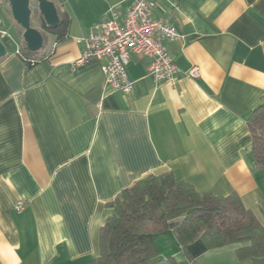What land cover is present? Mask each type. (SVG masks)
<instances>
[{
  "label": "crops",
  "instance_id": "1",
  "mask_svg": "<svg viewBox=\"0 0 264 264\" xmlns=\"http://www.w3.org/2000/svg\"><path fill=\"white\" fill-rule=\"evenodd\" d=\"M51 1L70 21L67 40L30 69L21 44L0 59V264H89L111 204L167 172L199 193L239 196L264 224L248 125L264 106V0H158L152 18L182 36L166 43L182 74L159 82L149 59L131 55L127 95L100 63L73 64L111 11L123 23L134 0ZM194 66L199 79L186 75ZM156 243L147 264H252L238 245L197 241L185 255L173 231Z\"/></svg>",
  "mask_w": 264,
  "mask_h": 264
},
{
  "label": "trees",
  "instance_id": "2",
  "mask_svg": "<svg viewBox=\"0 0 264 264\" xmlns=\"http://www.w3.org/2000/svg\"><path fill=\"white\" fill-rule=\"evenodd\" d=\"M34 10L41 27L53 36L55 44L67 40L70 21L60 8L61 23L54 30L47 27L38 7ZM53 46L45 39L41 51L31 52L21 42L19 55L30 69L47 59L53 53ZM248 125L255 164L264 168V106L253 110ZM111 206L114 214L101 229L100 253L89 264H147L159 256L157 238L170 231L185 255L197 241L208 250L238 245L239 260L264 264V224L244 207L237 195L216 197L199 193L174 172H167L150 175L125 189ZM187 258L191 260L190 255Z\"/></svg>",
  "mask_w": 264,
  "mask_h": 264
},
{
  "label": "built area",
  "instance_id": "3",
  "mask_svg": "<svg viewBox=\"0 0 264 264\" xmlns=\"http://www.w3.org/2000/svg\"><path fill=\"white\" fill-rule=\"evenodd\" d=\"M158 7V0H134L123 23H118L117 14L105 20L96 32L86 41L87 49L73 64L74 68L100 63L106 76V82L121 94L134 90V83L126 73L131 55L150 60L148 70L159 82L172 81L182 74L174 58L169 53L166 43L179 41L182 36L168 22L152 18V12ZM192 79H199L201 74L194 66L186 74ZM24 202L16 206L22 211Z\"/></svg>",
  "mask_w": 264,
  "mask_h": 264
},
{
  "label": "water",
  "instance_id": "4",
  "mask_svg": "<svg viewBox=\"0 0 264 264\" xmlns=\"http://www.w3.org/2000/svg\"><path fill=\"white\" fill-rule=\"evenodd\" d=\"M38 9L46 25L51 30L57 29L61 23L59 10L51 0H36ZM12 17L24 33L23 40L28 50L39 52L44 48V37L40 31L32 27V10L30 0H8ZM7 54L6 47L0 41V59Z\"/></svg>",
  "mask_w": 264,
  "mask_h": 264
},
{
  "label": "rangeland",
  "instance_id": "5",
  "mask_svg": "<svg viewBox=\"0 0 264 264\" xmlns=\"http://www.w3.org/2000/svg\"><path fill=\"white\" fill-rule=\"evenodd\" d=\"M35 7H38V3L36 0H32V26L45 35V39L49 46L52 44L54 45L53 48L57 47L58 44H55L56 42L52 39L50 34L41 27L39 18L34 10ZM0 31L4 32V34H0V41L6 47L8 53L15 51L21 42L24 43L23 30L13 19L8 0H0Z\"/></svg>",
  "mask_w": 264,
  "mask_h": 264
},
{
  "label": "flooded vegetation",
  "instance_id": "6",
  "mask_svg": "<svg viewBox=\"0 0 264 264\" xmlns=\"http://www.w3.org/2000/svg\"><path fill=\"white\" fill-rule=\"evenodd\" d=\"M31 2H32V0H30V7H31ZM31 10H32V8H31ZM33 27V26H32ZM34 28V27H33ZM43 28V27H42ZM44 29V28H43ZM23 30V29H22ZM45 30V29H44ZM48 34H49V32L47 31V30H45ZM23 33H24V31H23ZM46 33V34H47ZM0 34H4V32H1L0 31ZM42 34V33H41ZM43 35V37H44V44H45V35L44 34H42ZM50 36L53 38V36L50 34Z\"/></svg>",
  "mask_w": 264,
  "mask_h": 264
}]
</instances>
